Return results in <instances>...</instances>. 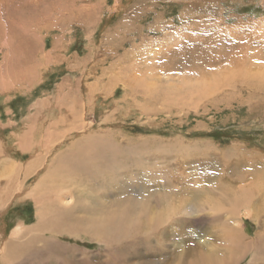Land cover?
I'll return each instance as SVG.
<instances>
[{
    "label": "rangeland",
    "instance_id": "obj_1",
    "mask_svg": "<svg viewBox=\"0 0 264 264\" xmlns=\"http://www.w3.org/2000/svg\"><path fill=\"white\" fill-rule=\"evenodd\" d=\"M88 133L102 136L93 145L106 151L97 163L105 177L90 186L105 205L152 195L155 207L160 188L179 203L180 190L193 194L194 185L264 173V0H0V160L24 164L32 142L43 151L51 142L48 164L91 147L76 144ZM8 207L5 234L35 221L30 200ZM91 208L73 213L89 220ZM207 224L174 216L161 226L169 243L125 242L117 260L152 264L156 254L171 264ZM241 226L252 237L263 225ZM85 238L58 236L54 254L70 244L89 252V264L113 261Z\"/></svg>",
    "mask_w": 264,
    "mask_h": 264
},
{
    "label": "bare ground",
    "instance_id": "obj_2",
    "mask_svg": "<svg viewBox=\"0 0 264 264\" xmlns=\"http://www.w3.org/2000/svg\"><path fill=\"white\" fill-rule=\"evenodd\" d=\"M49 97L52 102L56 101L54 93L49 94ZM85 125L83 124V129ZM86 133L87 131L83 132V135ZM88 134L76 144H92L91 147L86 146L85 151L79 152L76 149L68 150L65 154L58 152L60 157L53 156L48 164L44 161L51 150V142L42 145L48 147L45 151L40 150L39 144L32 142L28 148V152L32 149L30 157L24 164L13 159L0 160V213H5L8 205L14 206L15 202L20 205L30 200L35 219L31 225L18 221L8 234L0 230V264H89V252L78 247L76 249L70 244H61L63 253L58 259L54 254L56 248H59L58 236L79 239L86 237L91 242L103 245L110 256L114 254L113 261L102 259L96 264H127L126 261L117 260L119 248L130 242L162 245L167 238L163 241L164 231H161L164 228L161 226L174 216L184 220L188 215L206 218L207 225L214 226L193 244L187 247L181 245L176 251L173 250L174 262L171 264H240L244 259H248L249 264H264V173L257 174L250 181H240L237 185L224 182L205 187L194 185L193 194L184 195V191L180 190L182 200L179 203H168L167 196L170 192L163 194V188H160L155 191V207L152 195H142L137 200L128 199L124 204L115 202L105 205V202L96 201L99 194L93 197L101 188L92 190L90 186L93 182L97 184L100 180L103 181L105 177V168L97 163L102 156H106V151L96 150L97 144H103L100 140L102 136ZM37 147L40 149L37 150ZM244 177L240 174L237 181ZM30 178L33 181L27 185L26 180ZM87 182L89 188H82L80 184L86 185ZM18 196L23 199L15 201ZM131 205L133 209L127 210ZM78 207H92L93 216L89 220L85 216H77L73 213V208ZM207 213L211 216L205 217ZM244 219L254 222L257 227L263 226L252 237H247L241 226ZM41 243L44 248H38ZM165 250L163 251L166 253ZM69 251L72 253H68ZM150 257L152 264H162V260H165L156 254Z\"/></svg>",
    "mask_w": 264,
    "mask_h": 264
}]
</instances>
